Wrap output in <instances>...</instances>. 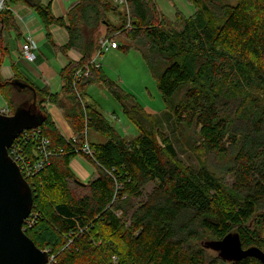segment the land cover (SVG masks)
<instances>
[{
  "label": "trees",
  "instance_id": "obj_1",
  "mask_svg": "<svg viewBox=\"0 0 264 264\" xmlns=\"http://www.w3.org/2000/svg\"><path fill=\"white\" fill-rule=\"evenodd\" d=\"M20 1L4 0L5 29H15L8 4ZM192 1L194 12L179 14L170 28L153 0H128L122 14L113 0H76L58 18L40 0L30 2L45 28L67 31L61 49L81 54L60 70V93L30 84L20 90L14 79H0L9 114L35 99L41 136L55 150L40 171L24 177L33 200L24 233L53 256L51 264H264L256 253L230 261L198 243L234 235L242 251L264 255V0ZM111 12L118 13L119 26L108 21ZM100 26L107 37L120 38L118 48L140 52L174 130L189 131L186 143L199 145L196 167L179 158L155 118L101 67L75 81L76 70L98 49ZM92 82L120 103L137 128L135 138L121 136L98 107L88 104L83 112L75 91L85 96ZM45 101L62 109L74 142L55 127ZM85 117L87 128L106 140L90 142L93 159L83 157L98 171L82 183L69 162L79 155ZM24 141L32 158L36 143Z\"/></svg>",
  "mask_w": 264,
  "mask_h": 264
},
{
  "label": "rangeland",
  "instance_id": "obj_2",
  "mask_svg": "<svg viewBox=\"0 0 264 264\" xmlns=\"http://www.w3.org/2000/svg\"><path fill=\"white\" fill-rule=\"evenodd\" d=\"M214 1L216 3L234 2V0ZM190 2L193 1L190 0ZM190 2L189 0H153L155 7L166 20L167 28L176 24L177 16L179 17L180 15H183L187 17L194 12L193 3L191 4ZM118 10L119 14L121 11L122 14L125 9L119 6ZM107 18L112 25H120L118 13L111 12L107 15ZM105 30V26H100L97 36H100L101 34L106 36L104 35ZM118 39L115 40L119 43L120 38ZM120 44L122 43H119V45ZM136 44L142 48V43ZM101 65L103 73L107 78L119 84L125 92L133 95L134 100L139 102L144 110L155 118L161 132L173 141L179 158H181L186 164L196 167L198 165V160L195 153L198 151L197 149L199 145L192 147L190 146V143L189 145L186 143L189 135H191L189 131L184 130L176 133L174 130V123L166 111L165 104L158 92L156 81L148 70L140 52L132 47L127 51H123L121 48L108 49L103 53ZM85 97L92 103V105L96 104L103 116L115 127L121 136L128 140L137 136V128L123 113L120 103L100 84L92 82L86 88ZM6 107L7 102L4 96L0 93V112L1 110L6 109ZM94 133L96 132L89 130V140H96L95 137L97 136H95L96 134ZM225 162L226 160H224L223 163H219V167H222ZM150 188L151 185H148L146 191ZM198 243L204 246L209 253L221 257L223 256L226 259L237 254V239L234 235L228 237L222 244H215L205 239L200 240Z\"/></svg>",
  "mask_w": 264,
  "mask_h": 264
},
{
  "label": "crops",
  "instance_id": "obj_3",
  "mask_svg": "<svg viewBox=\"0 0 264 264\" xmlns=\"http://www.w3.org/2000/svg\"><path fill=\"white\" fill-rule=\"evenodd\" d=\"M32 1L23 0L8 4L15 29L8 30L0 24V79H18L37 89L60 93L62 86L60 70L69 62L78 61L81 54L76 49L67 51L61 49L68 40L67 31L56 24H50L45 28L30 5ZM75 2L76 0H40L42 5L49 6L52 14L57 18L64 17ZM47 32H50V38H47ZM28 37L36 46L32 50L35 54L33 62L26 60L21 52V46ZM85 99L88 104H92L86 97ZM60 104L68 111L71 109L67 98H60ZM41 106L46 109L61 135L65 139H71L74 133L69 122L64 118L62 109L48 101L42 102ZM94 106L97 108L96 104ZM94 134L97 136L96 140H89L90 142H105L103 135L97 132ZM69 168L75 178L82 183H87L98 171L95 164L81 155L71 158Z\"/></svg>",
  "mask_w": 264,
  "mask_h": 264
},
{
  "label": "water",
  "instance_id": "obj_4",
  "mask_svg": "<svg viewBox=\"0 0 264 264\" xmlns=\"http://www.w3.org/2000/svg\"><path fill=\"white\" fill-rule=\"evenodd\" d=\"M11 85L20 90L32 89L18 79L12 80ZM41 123L42 117L35 111V99L19 105L12 114L0 112V264H46L49 260L48 251L39 249L22 229L32 209V191L8 153L20 133ZM230 236L213 243L222 244ZM236 252L229 259L222 257L231 261L256 253L264 261V255L257 250L242 251L238 239Z\"/></svg>",
  "mask_w": 264,
  "mask_h": 264
},
{
  "label": "built area",
  "instance_id": "obj_5",
  "mask_svg": "<svg viewBox=\"0 0 264 264\" xmlns=\"http://www.w3.org/2000/svg\"><path fill=\"white\" fill-rule=\"evenodd\" d=\"M119 6L124 9H128L127 1L128 0H113ZM4 0H0V12L4 9ZM36 48L34 42L28 37L25 42L21 46V52L26 60L29 62H33L35 59V54L32 50ZM118 42L115 39H111L110 37H100L98 40V49L94 53V55L89 60L88 64L83 66L81 69L76 70L74 73L75 81H78L82 77H87L90 75L92 68H100L101 67V59L103 53L108 49H117ZM77 99L80 101L83 112H85V108L88 105L85 97L79 92L75 91ZM4 114H9L8 109L1 110ZM28 131H31L32 137L30 138L27 134ZM89 129L86 125V117H85V126L82 131V137L80 140V145L78 148H75L77 154L85 157H89L93 159V149L90 145L89 137H88ZM36 143V148L32 150L31 155L32 158L24 151L23 145L27 142L24 140L32 139ZM72 142L75 141V137L71 139ZM9 156L15 161L18 165L20 172L23 177H29L38 171H40L45 164L48 163L49 159L55 153V150L51 149L50 141L41 136L39 127L34 129L24 130L20 133L17 138L14 139L12 145L8 149ZM23 229V226H22ZM24 231V229H23ZM53 260V256L49 254V260L46 264H51Z\"/></svg>",
  "mask_w": 264,
  "mask_h": 264
},
{
  "label": "bare ground",
  "instance_id": "obj_6",
  "mask_svg": "<svg viewBox=\"0 0 264 264\" xmlns=\"http://www.w3.org/2000/svg\"><path fill=\"white\" fill-rule=\"evenodd\" d=\"M103 37H105V36H103ZM73 137H75L74 135L71 137V139L73 138Z\"/></svg>",
  "mask_w": 264,
  "mask_h": 264
}]
</instances>
